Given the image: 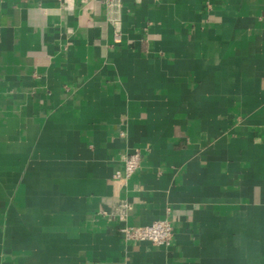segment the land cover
Returning <instances> with one entry per match:
<instances>
[{
    "label": "crops",
    "instance_id": "1",
    "mask_svg": "<svg viewBox=\"0 0 264 264\" xmlns=\"http://www.w3.org/2000/svg\"><path fill=\"white\" fill-rule=\"evenodd\" d=\"M115 27L0 0V264H264V0H124ZM121 198L172 244L125 240Z\"/></svg>",
    "mask_w": 264,
    "mask_h": 264
},
{
    "label": "built area",
    "instance_id": "2",
    "mask_svg": "<svg viewBox=\"0 0 264 264\" xmlns=\"http://www.w3.org/2000/svg\"><path fill=\"white\" fill-rule=\"evenodd\" d=\"M106 4L107 17L110 23L115 27L120 22V9L124 0H102ZM116 29V38L119 37L120 30ZM141 163V152L136 150L129 153L124 158V172L117 170L114 174V181L120 187L126 185L127 180L134 174ZM119 187V188H120ZM120 212L118 219L123 224L120 227V232L125 240L131 241H150L155 245H171L173 242L174 228L169 219H158L148 225H131L126 222L127 209L129 203L126 198H121L119 203ZM107 214H112L107 211Z\"/></svg>",
    "mask_w": 264,
    "mask_h": 264
}]
</instances>
